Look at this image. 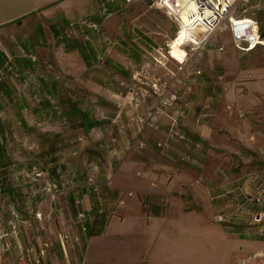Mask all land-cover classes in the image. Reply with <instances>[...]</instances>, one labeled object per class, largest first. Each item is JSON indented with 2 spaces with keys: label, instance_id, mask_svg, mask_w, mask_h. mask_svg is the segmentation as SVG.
Returning a JSON list of instances; mask_svg holds the SVG:
<instances>
[{
  "label": "crops",
  "instance_id": "0c3cea01",
  "mask_svg": "<svg viewBox=\"0 0 264 264\" xmlns=\"http://www.w3.org/2000/svg\"><path fill=\"white\" fill-rule=\"evenodd\" d=\"M123 4L124 0H0V69L11 59L9 52L22 57L25 51L36 53L54 61L76 85L117 103L106 114L111 125L104 131L109 138L117 137L118 152L112 154V162L98 164L94 173L101 203L115 211L101 232L71 227L77 242L61 240L78 210L93 211L92 194L77 192L42 234L37 221L23 226L16 239L8 234L13 246L1 264H15L23 247L44 237L52 247L39 263L31 264H238L241 243L244 250H255L263 241L254 228L241 231L233 225L232 208L240 194L252 196L264 183H253L254 176L250 192L248 186H234L217 150L230 147V138L252 146L259 139L252 122L264 102V77L259 79L264 76V56L258 59L261 66L254 56L264 51V42L242 50L228 30L229 40L220 39L216 31L205 48L188 54L181 70L170 58L157 65L152 57L174 38L175 22L144 2L126 9ZM246 16L253 17L260 30L254 13ZM72 34L80 40L71 39ZM143 65L164 77L186 102L172 104L152 126H144L139 118L154 106L155 96L144 93L140 107L133 110L124 84L131 82V71ZM64 84L67 80L54 86L55 94L46 86V96L56 95ZM247 89L252 92L244 96L241 91ZM261 116L264 123V111ZM173 118L182 137L170 135ZM136 137L145 147L128 150L127 138ZM74 167L81 170L78 164ZM20 175L17 171L11 178ZM127 192L134 195L118 207ZM88 220L92 224V217ZM3 229H8L7 223H0Z\"/></svg>",
  "mask_w": 264,
  "mask_h": 264
},
{
  "label": "rangeland",
  "instance_id": "374dc122",
  "mask_svg": "<svg viewBox=\"0 0 264 264\" xmlns=\"http://www.w3.org/2000/svg\"><path fill=\"white\" fill-rule=\"evenodd\" d=\"M253 13L260 24L261 33L264 35V0H251L247 4L237 3L231 11L233 16ZM226 24L227 21L224 20L223 29L217 31L216 34L220 39L229 40V33L225 29ZM170 26L175 27V24L171 23ZM70 38L76 42L80 40L73 34ZM22 55L20 56L18 52H9L11 59L0 69V140L4 144V156L7 161L4 164L0 163V174H4L7 168L15 169L10 171L11 174L17 173V169L37 159L47 162L50 159L66 158L67 156L77 157L80 160L78 165L83 172L87 166L85 158L87 156L95 157L99 154L95 150L85 152L83 156L70 155V153L75 148H79L80 152H83L86 140L95 142L106 131L103 130L100 133L98 128H94L88 133L81 125V110L89 109L92 118L106 121L108 120L106 114L112 112L117 103L105 99L103 100L106 103H93L96 99L95 96L98 95L81 83L76 85V79L63 74L54 61L44 60L39 54L32 52L25 51L23 57ZM263 56L264 51L259 50L254 56V62L261 66L263 62H258V59ZM20 60L25 64L23 65ZM263 77L260 76L259 79H263ZM62 80H67V84L58 87L60 90L54 95V86ZM72 83L73 85H71ZM46 86L50 87L54 93L50 97L46 96ZM126 88H129L128 85ZM126 91L128 92V89ZM241 92L247 96L252 91L247 89ZM125 94L123 93V95ZM260 105L261 114L256 113L252 122L259 137L256 144L252 146L242 142L241 139L230 138L228 139L230 147L217 150L223 156L221 166L226 173L232 176L234 186H248L249 192L254 176H256V180L253 183H257V185L264 183V123L261 116L264 111V102H261ZM69 112L74 113L72 118H69L71 115ZM244 112L247 116L245 110ZM105 125L103 128L107 126ZM78 137H81L85 142L81 140L77 144ZM83 157L85 158L83 159ZM113 157L112 153L110 156H105L103 163L105 164L106 160L112 162ZM89 167L91 168V166ZM20 186L21 191L25 190L26 185L21 184ZM248 197L250 196L247 194H240L237 205L232 208L233 225L238 226L241 231L254 228L255 235L258 238H263V241L256 243L253 247L255 250H244L243 243H241L239 259L243 263L244 260H247L249 263L245 262L246 264H264V215L262 218L258 216L264 214V207L253 206L247 201ZM223 200L225 203L226 200Z\"/></svg>",
  "mask_w": 264,
  "mask_h": 264
},
{
  "label": "built area",
  "instance_id": "2783aa9c",
  "mask_svg": "<svg viewBox=\"0 0 264 264\" xmlns=\"http://www.w3.org/2000/svg\"><path fill=\"white\" fill-rule=\"evenodd\" d=\"M251 0H124L122 9H126L136 2H144L150 8L163 11L167 14L176 24L177 31L171 40H169L164 47L156 50V55L152 60L157 65H164L168 58L174 60L181 70L189 53H193L199 49L205 48L208 43L209 37L216 31L223 29L224 20L227 21L225 29L230 33L233 44L242 50H251L258 44L264 41L260 37L259 27L257 21L250 16H233L231 11L237 3L247 4ZM183 17L186 23L183 22ZM94 26V25H92ZM185 31L186 35L183 41L177 45L178 48L184 50L185 55L182 59H177L172 55L173 45L176 43L177 38L181 32ZM220 49H222L220 47ZM200 74V71H197ZM128 93L130 95V102L133 110H138L143 102L144 93L152 94L156 98V103L151 107L139 121L144 126H152L158 121L165 111L174 103H180L185 106L182 96L179 91L171 90L169 82L158 73H156L149 65H143L133 70L131 74V85L128 86ZM230 109V106L227 107ZM179 112V110H178ZM242 115V112H239ZM134 119V117L132 118ZM117 123L116 118L112 121ZM178 126L177 119L173 118L170 123V135L181 136L176 130ZM122 127H119L121 129ZM111 144L115 145L116 138H110ZM128 150L143 149L145 142L139 137L127 138L126 140ZM159 146L162 144L159 143ZM112 154H118L115 147ZM98 171V166L93 165L91 172L87 176L84 183L77 182L74 185H67L66 182L45 180L43 185L44 198L38 203V206L33 214V220H26L13 214L11 219L7 221L8 229L0 231V264L4 255L11 250L13 246L12 240L7 238L11 235V239H16L20 235L23 226H30L35 221L40 223L39 234H42L47 227V224L53 221L56 217L63 215L65 207L68 203L70 194L74 190H84L86 194L98 193L99 184L94 178V173ZM36 176H41V172L35 173ZM23 177H30L26 171H22ZM133 192H127L126 197L120 199L117 206L125 204L127 197H132ZM1 196V189H0ZM248 200L256 205H262L264 201V186L259 187L256 192L248 197ZM44 203L46 205L44 206ZM264 214H259L262 217ZM87 214L78 210L73 218H71L70 226L65 227L60 235L61 240L74 244L77 242L78 237L73 235L71 227H78L81 231L85 232L86 227L84 222ZM38 238V237H37ZM37 242L34 246L33 242ZM32 243L27 244L17 254L15 264H31L39 263L41 258L46 255L51 247L52 242L49 238L44 237L41 240H34ZM238 264H246L239 262Z\"/></svg>",
  "mask_w": 264,
  "mask_h": 264
},
{
  "label": "trees",
  "instance_id": "16d2710c",
  "mask_svg": "<svg viewBox=\"0 0 264 264\" xmlns=\"http://www.w3.org/2000/svg\"><path fill=\"white\" fill-rule=\"evenodd\" d=\"M247 17L246 15H244ZM83 24H86V21L82 22ZM90 23H88L89 25ZM92 25V24H91ZM260 37L264 39V35L261 33V30H259ZM21 63L24 65L25 62L21 61ZM139 68L136 67L135 69ZM133 69V70H135ZM133 70L131 72H133ZM1 72V71H0ZM128 86L131 85V82L124 83ZM95 100L93 103L95 104H101L106 103L103 98H100L99 96H95ZM98 99V102H97ZM97 102V103H96ZM75 112V111H74ZM82 114V123L81 125L86 129V131H93L94 128H98L97 130L103 131L106 128H109L111 123L110 120L106 121H100L96 118H92L90 115V111L88 110H81ZM71 114V115H70ZM73 112H69V118H72ZM107 126H106V125ZM104 125L106 126L105 128ZM89 133V132H88ZM83 140L81 137L77 138V144L78 141ZM85 142V140H83ZM95 143V144H94ZM83 152H80L79 148H75L70 155L74 154L78 156L82 155L88 151H96L98 156L95 157H89L87 156L85 158L86 167L91 164H102L105 160V156H110L112 153V150L114 148V145L111 144L110 138L107 137V135L103 134L99 140L95 142H91L86 140V143L84 144ZM103 153L105 154L103 156ZM5 149L4 144L0 140V163L4 164L7 161L5 160ZM80 160H78L77 157L72 158L66 157V158H54L50 159L47 162H44L43 160L37 159L34 162H30L28 164L23 165L21 168L17 169L16 171L20 172V177H18L16 180L11 178L10 171H13L15 169L7 168V171L4 174H0V189H1V196H0V223L6 224L8 220L11 219L12 215L15 213L18 216H20L23 219L26 220H33V214L36 210L38 203L41 202L44 198L43 195V185L45 180H53L57 182L64 181L67 183V185H74L77 182L84 183L87 176L90 172V167H88V170L85 169L83 172L81 170L75 169V164H78ZM22 171H26L30 174V177H23ZM41 172V176H36L35 173ZM81 171V172H80ZM21 184L26 185L25 190L21 191ZM77 192L85 193L84 190H74L70 196L74 195ZM22 195V196H21ZM99 194L93 193L92 196L94 197V207L93 211L91 213L85 212L87 214L86 220L84 222V225L86 227V231L90 234L99 233L103 230L104 225L108 221V219L114 214V206H104L101 203V200L98 196ZM20 198V199H19ZM68 199V200H69ZM92 217V224L89 223L88 218ZM93 225V226H92ZM97 225L99 227H97ZM80 229V228H79Z\"/></svg>",
  "mask_w": 264,
  "mask_h": 264
},
{
  "label": "bare ground",
  "instance_id": "6f19581e",
  "mask_svg": "<svg viewBox=\"0 0 264 264\" xmlns=\"http://www.w3.org/2000/svg\"><path fill=\"white\" fill-rule=\"evenodd\" d=\"M183 22L186 23V20L184 17H183ZM185 35H186L185 31L181 32L179 34V37L177 38L176 43L173 45L172 55L177 59H182L183 56L185 55L184 50L177 47V45L183 41V39L185 38Z\"/></svg>",
  "mask_w": 264,
  "mask_h": 264
}]
</instances>
